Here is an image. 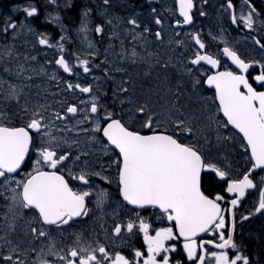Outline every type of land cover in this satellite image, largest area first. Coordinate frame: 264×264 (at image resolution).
I'll use <instances>...</instances> for the list:
<instances>
[{
    "label": "snow or ice",
    "instance_id": "1",
    "mask_svg": "<svg viewBox=\"0 0 264 264\" xmlns=\"http://www.w3.org/2000/svg\"><path fill=\"white\" fill-rule=\"evenodd\" d=\"M208 4L85 0L75 50L58 15V39L31 27V3L0 16V264H264V226L243 236L264 218V58L223 26L213 47L196 29ZM244 7L226 0L231 23L264 32Z\"/></svg>",
    "mask_w": 264,
    "mask_h": 264
},
{
    "label": "flooded vegetation",
    "instance_id": "2",
    "mask_svg": "<svg viewBox=\"0 0 264 264\" xmlns=\"http://www.w3.org/2000/svg\"><path fill=\"white\" fill-rule=\"evenodd\" d=\"M64 3H66V0H62ZM85 0H72V3L74 6L77 3H80L83 5ZM128 3L135 6L137 11H140V5L144 4V0H128ZM160 3H167L168 5H171L173 3V0H160ZM252 3V2H251ZM234 4V11L237 17L239 18L241 14H247L248 8L244 7L245 0H233ZM253 4V3H252ZM221 5H224L222 7ZM254 5V4H253ZM255 6V5H254ZM226 8V0H209V4L206 6V10L208 15L206 17H199L197 15L196 17V29L198 30H204L207 32H211L213 34H216L220 32L221 26L226 30L224 33H222L223 38L228 40L231 43L236 44L238 48H240L241 51H244L246 54H249L250 56L260 59L264 58V51L259 50L258 46L253 44V41L251 39V36H256L257 38H264V32H260L257 30L256 32L251 33L249 35L248 30L244 28L243 24H236L233 25L230 20V12L225 11ZM131 11V8H124V9H117L116 14L117 15H128ZM147 14L146 6H145V15ZM167 23V22H166ZM67 24V23H66ZM69 29V27H67ZM192 29L189 27H184V29L181 31L178 29V31H181V34L183 36L184 31H191ZM73 41L69 42V45L72 47L73 50H75L76 47L79 46V40L76 38V33H69ZM94 35V34H90ZM169 36L171 33L168 34ZM204 37L213 44V47H215V44H220V47H223V44L220 43V36H217V40L215 42L211 41V37L209 34H205ZM247 37V39H246ZM98 39V37H96ZM168 36L165 37V41H167ZM101 49V55L99 56V61H102L104 59V48H106L108 45L107 43H104L102 45H98ZM117 51L119 49L117 48ZM110 59L114 60L115 57H110ZM229 65H231L230 61H228ZM233 67V66H232ZM223 70V69H221ZM117 80H119L120 76L122 74L120 73H111ZM93 76L101 77V83H103V71L102 69H94L93 74L89 75L88 80L92 81ZM105 88L108 87L107 84L104 85ZM209 95H211V91L208 92ZM87 98V97H85ZM75 102V100H72ZM258 200V193H252L251 195H248L247 199L242 202L240 205V211L244 214H247L248 211H251L253 208L254 203ZM152 209H148L144 211L142 214L144 216H150L152 215ZM256 225L264 226V218L259 217L256 215L253 219L250 220V222H245L243 227V236L244 241L247 243L249 239L248 232L250 230H253ZM238 235L240 234V230L238 229ZM206 239L209 237H205ZM142 243V240L140 241ZM139 246V245H137Z\"/></svg>",
    "mask_w": 264,
    "mask_h": 264
},
{
    "label": "rangeland",
    "instance_id": "3",
    "mask_svg": "<svg viewBox=\"0 0 264 264\" xmlns=\"http://www.w3.org/2000/svg\"><path fill=\"white\" fill-rule=\"evenodd\" d=\"M26 1V4L24 5H17L15 7H19L21 9L20 12H15L13 11V9L15 7H10V8H4L3 5L0 6V16H7V15H12L14 18L15 17H18L20 20H23L24 19V16L22 14V8L24 6H26L28 3H31L29 2V0H25ZM28 2V3H27ZM64 3V2H63ZM35 6L38 7V4H35V3H31ZM41 8H39V13L42 12L43 13V17H42V22H50L52 23L56 28H58L60 30V26L53 20L54 17H56L57 15L61 17V22L63 23V19H62V16H61V13H60V8L56 7V6H53V5H50L48 2L47 3H42L41 2ZM40 5V4H39ZM39 16V15H38ZM34 18V17H33ZM33 18H30V25L31 27L35 30V32L37 34L39 33H44L46 35H48L49 37H51L50 33L47 32V31H43V29L39 28V26L33 21ZM37 18V17H36ZM64 25V24H63ZM68 30V33H76V30L75 29H67ZM206 34H209L210 32H207L205 31ZM27 38L29 43L27 45H23V40ZM20 45L23 46V47H27L29 49H31L32 47V44H36L37 48L39 49L41 46L38 45L37 43V38H36V35H28L27 37H21L20 38V41H19ZM48 52V55L51 56L52 53L51 51L49 50H45ZM101 51V49H100ZM43 55V53H41V56ZM69 100H75L74 97L72 96H69L68 97Z\"/></svg>",
    "mask_w": 264,
    "mask_h": 264
},
{
    "label": "trees",
    "instance_id": "4",
    "mask_svg": "<svg viewBox=\"0 0 264 264\" xmlns=\"http://www.w3.org/2000/svg\"><path fill=\"white\" fill-rule=\"evenodd\" d=\"M33 2H35L36 4H38V7L41 8V2L42 3H45L46 0H32ZM19 2H22V0H0V5L4 8H7L10 6V4H14V3H19ZM250 2H252L255 7L257 8V10H259V12H264V0H250ZM47 3V2H46ZM57 3L59 4V7L60 8V13H61V16H62V19L65 23H67L68 25L70 26H76L78 24V22H80L79 20V12H80V8H81V4L80 3H77L74 7L72 8H65L64 7V4L62 0H57ZM55 6V5H54ZM43 17V13L40 12L39 13V16L36 18L34 17V22L39 26L41 27V18ZM264 17V16H263ZM48 28L49 31H52L54 32V34H56L54 36L53 39H58L59 36V32L58 30L52 26L51 24H47L46 26ZM261 225H256V227L253 229V230H250L248 232V234L251 232V233H257L260 231L261 229ZM249 240V239H248Z\"/></svg>",
    "mask_w": 264,
    "mask_h": 264
},
{
    "label": "water",
    "instance_id": "5",
    "mask_svg": "<svg viewBox=\"0 0 264 264\" xmlns=\"http://www.w3.org/2000/svg\"><path fill=\"white\" fill-rule=\"evenodd\" d=\"M214 71V70H213Z\"/></svg>",
    "mask_w": 264,
    "mask_h": 264
}]
</instances>
